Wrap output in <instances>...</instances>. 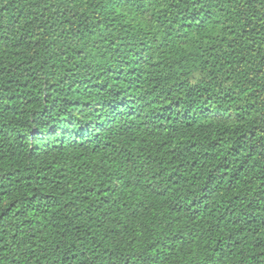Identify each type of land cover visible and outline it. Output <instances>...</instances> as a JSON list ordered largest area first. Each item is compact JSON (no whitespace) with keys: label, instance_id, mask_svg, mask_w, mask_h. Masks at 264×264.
<instances>
[{"label":"trees","instance_id":"1","mask_svg":"<svg viewBox=\"0 0 264 264\" xmlns=\"http://www.w3.org/2000/svg\"><path fill=\"white\" fill-rule=\"evenodd\" d=\"M142 8L0 0V264H264V0Z\"/></svg>","mask_w":264,"mask_h":264},{"label":"snow or ice","instance_id":"2","mask_svg":"<svg viewBox=\"0 0 264 264\" xmlns=\"http://www.w3.org/2000/svg\"><path fill=\"white\" fill-rule=\"evenodd\" d=\"M149 2H151V0H149ZM157 3L163 4L164 0H157ZM167 3H171V0H167ZM142 5H143V0H121V6L127 7V8H140L141 10H143ZM145 15H147V14H145ZM197 23H199V21H197ZM146 24H148V25L152 24L151 18L146 20Z\"/></svg>","mask_w":264,"mask_h":264}]
</instances>
